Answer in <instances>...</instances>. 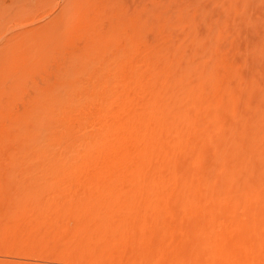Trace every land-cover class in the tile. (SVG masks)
Wrapping results in <instances>:
<instances>
[{"label":"rangeland","instance_id":"rangeland-1","mask_svg":"<svg viewBox=\"0 0 264 264\" xmlns=\"http://www.w3.org/2000/svg\"><path fill=\"white\" fill-rule=\"evenodd\" d=\"M0 264H264V0H0Z\"/></svg>","mask_w":264,"mask_h":264},{"label":"bare ground","instance_id":"bare-ground-1","mask_svg":"<svg viewBox=\"0 0 264 264\" xmlns=\"http://www.w3.org/2000/svg\"><path fill=\"white\" fill-rule=\"evenodd\" d=\"M125 111H127V110H123L121 112V114H122L123 117H121L120 114L117 115V117H116V120H115V124L116 125H115V128L114 129H115V131L117 133H121V132L124 131V129H123V128H125L124 127V124L126 123V119H128L126 117V115H125ZM128 120H130V118ZM102 127H100V131L102 130ZM106 128H107V126H106ZM94 132L96 133L97 130H95ZM98 133L99 134L97 135V138H95L96 140L94 141V139H93V141H91L93 143L90 146H89V144L87 145L89 148H88L87 151L85 149V151H86L85 154L86 155L85 154H83V155H85L86 157H89V156L93 155L92 154V151H95V150H98V151L102 150V151H104L106 149H109V147H112L113 148V152L116 155H121V154L124 153V149L121 147V145H116V146L112 145V141L109 138V133H108L107 130L104 129V127H103V130L101 132H99V130H98ZM91 135H94V134H91ZM92 137L94 138V136H92ZM92 137H89V138H92ZM89 142H90V140H89ZM109 167L110 168H115L116 165L115 164H111V165H109ZM124 167H126V166H124ZM135 167L140 168L139 165H136Z\"/></svg>","mask_w":264,"mask_h":264}]
</instances>
